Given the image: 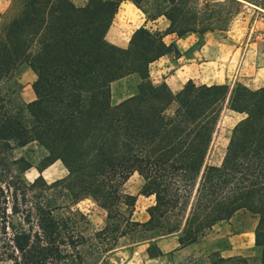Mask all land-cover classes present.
Instances as JSON below:
<instances>
[{"label":"trees","instance_id":"16d2710c","mask_svg":"<svg viewBox=\"0 0 264 264\" xmlns=\"http://www.w3.org/2000/svg\"><path fill=\"white\" fill-rule=\"evenodd\" d=\"M125 0H15L0 26V262L105 264L126 236L164 254L157 239L175 235L178 249L199 244L240 211L258 217L255 243L264 264V86L187 83L174 93L155 84L151 65L180 51L165 36L224 34L244 4L264 0H130L146 22L166 18V30L145 25L128 47L107 34ZM144 2L146 4H144ZM37 75L36 98L24 102L19 69ZM137 75V92L118 103L112 84ZM246 116L232 131L220 165L207 157L225 105ZM45 153L24 155L30 144ZM61 161L68 175L47 182L43 171ZM40 175L29 181L26 172ZM137 172L140 194L155 196L145 222L133 218L137 197L124 189ZM93 198L106 211L90 230L75 209ZM174 264H251L219 251L192 253Z\"/></svg>","mask_w":264,"mask_h":264},{"label":"rangeland","instance_id":"374dc122","mask_svg":"<svg viewBox=\"0 0 264 264\" xmlns=\"http://www.w3.org/2000/svg\"><path fill=\"white\" fill-rule=\"evenodd\" d=\"M151 3L155 0H150ZM144 4H146L144 2ZM15 9H10L0 20L1 24L13 17ZM128 15L120 12L108 33V40L114 41L121 36L124 42H130L134 31L139 28L144 15L133 9ZM130 22V23H128ZM153 30H166L168 21L161 17L147 22ZM167 43L174 42L180 55L171 53L165 55L151 65V79L155 84L166 81L174 93H178L187 83L201 84H229L239 81L250 88L257 89L260 83L257 79V69L264 68V9L254 4H244L224 34L207 33L204 43L199 46V37L188 34L182 38L176 35L165 36ZM22 84L21 98L30 102L36 98L33 83L37 79L36 73L27 65L21 66L18 72ZM140 79L137 75L127 76L112 84V101L118 103L137 92ZM246 114L231 110L228 104L222 112L214 141L210 148L207 163L220 165L226 153L227 146L234 127ZM34 149V155H43L45 151L35 143L17 150L18 155H24ZM40 175L36 167L26 172L29 181ZM68 175V170L61 161L48 166L43 171L45 180L49 183ZM144 184L143 178L135 172L126 182L124 189L137 197L133 218L145 222L149 218L147 209L155 204V196L140 194ZM75 209L84 214L89 222L90 230L102 228L106 221V211L91 197L78 201ZM258 217L250 212L240 211L232 219L218 223L199 244L183 253L178 254L174 263L183 261L192 253H210L219 251L223 256H244L251 264L262 263V250L255 243L254 230ZM163 244L165 248L176 245L175 235H169ZM161 238L157 239V242ZM136 239L130 235L121 238L116 248L107 255L105 264H148L145 253L149 247L147 242L135 243ZM188 252V253H187ZM0 264H13L2 261Z\"/></svg>","mask_w":264,"mask_h":264},{"label":"crops","instance_id":"0c3cea01","mask_svg":"<svg viewBox=\"0 0 264 264\" xmlns=\"http://www.w3.org/2000/svg\"><path fill=\"white\" fill-rule=\"evenodd\" d=\"M14 1L15 0H0V20L6 13L9 12V10L11 9ZM71 1H73L77 6H85L89 2V0H71ZM134 8L139 10L143 14V12L133 2H131L130 0L123 1L121 3L120 7H119V11L115 15V18L120 12L121 13L123 12L124 15L127 14L128 17H129L132 14ZM128 17H127V19L133 20L132 18H128ZM115 18L113 19L112 25H113V23L115 21ZM141 21L142 22H141L139 27H141L143 25L148 27V25H147L148 23L146 22L145 15H144V19H142ZM128 23H130V22H128ZM112 25H111V27H112ZM111 27H110V29H111ZM110 29H109V31H110ZM170 35H174V34H170ZM107 36H108V34H107ZM112 43H114L117 46L124 47V48L128 47V45H129L128 42H124L122 40L121 36H117V38H115V40L112 41ZM256 72H257V76L258 77H257V79H254V80H256L257 82L260 83L259 87H262V86H264V68H258ZM152 196L153 195H151V197ZM164 239L165 238H161L157 242L158 245L161 247V249L164 252L163 255L157 256V257H151V256H149V254L147 252L145 253V255L147 257L146 261H147L148 264H174V260L178 256V254L183 253L185 251H189V249H191L192 246L196 245V244H193V245L184 247L182 249H178L179 244H178V242H176L175 246L170 247V248H165V246L163 245L165 243Z\"/></svg>","mask_w":264,"mask_h":264}]
</instances>
